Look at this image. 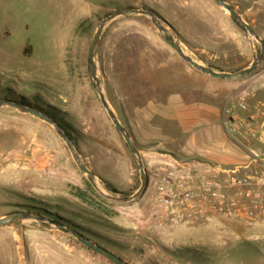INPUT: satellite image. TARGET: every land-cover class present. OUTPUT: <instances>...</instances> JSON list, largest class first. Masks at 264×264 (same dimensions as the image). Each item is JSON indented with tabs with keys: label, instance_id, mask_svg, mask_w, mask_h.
Returning a JSON list of instances; mask_svg holds the SVG:
<instances>
[{
	"label": "rangeland",
	"instance_id": "374dc122",
	"mask_svg": "<svg viewBox=\"0 0 264 264\" xmlns=\"http://www.w3.org/2000/svg\"><path fill=\"white\" fill-rule=\"evenodd\" d=\"M130 7L152 9L171 26L172 36L181 32L185 53L217 70L238 71L260 52V43L213 0H0V101L59 121L97 176L93 185L52 125L2 105L0 217L13 211L41 213L46 220L57 215L128 264H264V213L259 210L231 217L224 211H170L157 201L156 173L181 161L192 173L207 169L189 155L166 156V144L179 138L177 124L166 120L167 96L181 92L190 102L206 97L183 89L182 81H193L186 70L195 68L146 15L109 22L95 62L108 103L139 145L149 184L129 203L103 195L129 196L141 182L137 160L103 107L89 65L97 25ZM236 10L253 28L243 7ZM257 26L260 33L253 29L264 40V19ZM204 32L203 39L192 42L182 34L197 39ZM260 73L264 56L251 74L237 79L242 86L228 101L244 91L249 103L264 101V90L256 92L259 83L252 79ZM223 101L213 103L221 107ZM0 264L113 263L53 225L16 219L0 225Z\"/></svg>",
	"mask_w": 264,
	"mask_h": 264
},
{
	"label": "built area",
	"instance_id": "2783aa9c",
	"mask_svg": "<svg viewBox=\"0 0 264 264\" xmlns=\"http://www.w3.org/2000/svg\"><path fill=\"white\" fill-rule=\"evenodd\" d=\"M248 92L228 101L221 120L228 139L243 151V164L221 167L197 160L206 170L192 173L189 163L176 162L163 169L157 187V201L170 211H224L227 216L264 213V101L250 104ZM184 165V166H182Z\"/></svg>",
	"mask_w": 264,
	"mask_h": 264
},
{
	"label": "crops",
	"instance_id": "0c3cea01",
	"mask_svg": "<svg viewBox=\"0 0 264 264\" xmlns=\"http://www.w3.org/2000/svg\"><path fill=\"white\" fill-rule=\"evenodd\" d=\"M227 1L233 5L235 9H241L243 7V10H240L242 11L243 17L252 18L250 20L251 25L260 33L257 24L260 27L263 25L264 0ZM205 16L207 17V15ZM177 33L179 36V44L181 48L184 49L185 46H182L183 38L181 37V32ZM186 33L182 34L184 39L188 42L201 40L206 35L204 32L203 35L197 36V39H190L187 37ZM199 61L201 64L213 68L208 62L204 60ZM186 66L188 65L186 64ZM186 71H188L193 81H182V83H184V87L182 86L183 89L185 91H199L204 94L206 98L204 100L190 102L185 99L181 92H172L167 96L168 100L164 107L166 111V120L177 124L176 129L179 132V138L177 143L173 142L172 144V142H170L166 144L168 148L166 149V156L175 158L176 156L174 154L176 153L179 157L189 155L197 160L210 163L218 162L225 165L243 163L247 159L246 155L228 139L221 120L223 106L235 92L239 91L242 84L238 82L237 79H218L198 71L197 69H188ZM253 78H255L256 83H259L258 86L255 87L256 92L264 90V74H256L252 79ZM203 82L205 84H203ZM222 99H224V101L221 107L213 103V101H218L219 103ZM263 145L264 144L256 143L254 147L258 151L263 152L261 148Z\"/></svg>",
	"mask_w": 264,
	"mask_h": 264
},
{
	"label": "water",
	"instance_id": "95a60500",
	"mask_svg": "<svg viewBox=\"0 0 264 264\" xmlns=\"http://www.w3.org/2000/svg\"><path fill=\"white\" fill-rule=\"evenodd\" d=\"M219 7L223 8L228 14L230 19L245 33L251 35L254 37L259 43H260V52L257 56H255L252 60V62L238 70V71H233V72H228V71H218L215 70L211 67L205 66L197 61H195L190 55L185 53V51L181 48L179 44V36L177 33L174 32V36H172L168 30H171V26L162 19H159L157 17V14L152 10L148 8H141V7H130L126 8L123 10H117L108 16L104 17L100 23L97 25L95 33L93 35L92 41H91V46H90V51H89V65H90V70H91V76L92 79L97 87V91L99 94L100 101L105 108L110 120L112 121L113 125L116 127V129L121 133L123 136L129 150L131 153L134 155V157L137 160L138 167H139V173H140V178L141 182L137 190L129 195V196H124V195H109L103 193L105 197L112 201L120 202V203H129L133 200H135L137 197H139L148 187L149 184V173L148 170L145 166L144 160L142 158V155L140 153V148L139 145L134 138L133 134L120 122L118 119L117 115L111 108L110 104L108 103L100 85V79L97 77L96 72V58H97V53H98V48L100 44V38L103 29L106 27V25L111 22L112 20L122 17V16H127V15H134V14H139V15H146L151 18L152 23L164 34V38L166 42L170 45V47L187 63H189L193 68L197 69L198 71H201L203 73H206L212 77L218 78V79H227V80H236L239 78H242L248 74H251L260 61L262 60L264 56V40L260 38L258 33L248 24L244 21L242 16L237 12V10L226 0H213ZM6 105L9 107H12L18 111L25 112V113H30L43 121L47 122L48 124L52 125L54 127V130L58 134V136L65 142L66 146L68 147L73 159L76 161L78 167L80 168L81 171H83L85 174H87L88 180L95 185V179L97 178L96 174L88 168V166L82 161L80 158V155L71 140L70 136L64 131L63 127L54 119L48 117L47 115H44L43 113L29 108V107H23L20 106L14 102L3 100L0 101V106ZM16 219H35L39 222H43L48 225H53L55 226L58 230L69 234L73 236L75 239H77L80 243L85 245L87 248L93 250L97 254L103 256L106 258L108 261H110L113 264H128L126 261L121 259L119 256L114 254L113 252L109 251L105 247L99 245L98 243L94 242L90 238L82 235L80 232L64 226L58 222H54L51 220H46L43 217L33 215L30 212L27 211H13L11 213H8L2 217H0V225L9 223L11 221H14Z\"/></svg>",
	"mask_w": 264,
	"mask_h": 264
},
{
	"label": "trees",
	"instance_id": "16d2710c",
	"mask_svg": "<svg viewBox=\"0 0 264 264\" xmlns=\"http://www.w3.org/2000/svg\"><path fill=\"white\" fill-rule=\"evenodd\" d=\"M57 122H58L59 124H61L59 121H57ZM62 127H63V125H62ZM64 131L70 136L71 140L74 142V138H73V136L67 131V129H65V127H64ZM105 186H106L110 191H112V192H114V193H119V192L115 189V187H114L112 184H110V183H108V182H105ZM79 195H80V194H79ZM80 196H81V195H80ZM44 212H47L48 214H50L49 211H44ZM37 216L43 217L44 215L41 214V213H37ZM49 220L54 221V222H58V223H60V224H62V225H64V226H67V225H65L63 222H61L60 217H58L57 215H56V216L54 215V217H53L52 219H49ZM67 227H70V228H72V229H74V230L80 232L77 228H73V227H71V226H67ZM80 233L82 234V232H80ZM82 235H83V234H82Z\"/></svg>",
	"mask_w": 264,
	"mask_h": 264
}]
</instances>
